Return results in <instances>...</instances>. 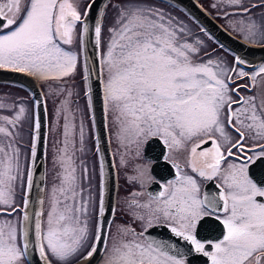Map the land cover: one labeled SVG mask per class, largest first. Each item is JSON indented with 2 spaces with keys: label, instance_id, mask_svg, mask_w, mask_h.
<instances>
[{
  "label": "snow or ice",
  "instance_id": "6c2138e0",
  "mask_svg": "<svg viewBox=\"0 0 264 264\" xmlns=\"http://www.w3.org/2000/svg\"><path fill=\"white\" fill-rule=\"evenodd\" d=\"M227 3L241 5L242 13L250 11L242 6V0H227ZM21 5L22 0H0V69L27 71L42 80L58 79L74 72L77 55L66 51L61 43H73L76 25L82 19L79 4L73 0H24L23 8ZM93 6L94 0L85 10V16ZM240 23V30L248 36H264V20L258 24L249 17L247 23L244 20ZM88 31V25L84 24L81 43L82 35ZM110 31L113 36L103 61L107 73L103 85L104 105L106 109L111 105L117 114L118 138L122 143H134L137 155L139 146L151 137H159L168 149H182L199 139L190 148V167L201 177L219 176L223 189L218 196L201 197L197 180L174 163L175 180L165 184L158 194H150L145 203L130 201L133 209L147 210L146 215L134 212L137 219L150 227L153 220L159 221L162 216L171 233L189 243L190 251L208 257L211 264H264V181H255L249 175L251 167L264 163V144L246 150L245 132L241 130L246 129L253 140L264 139V105L258 110L254 98L233 100L229 92L236 90H230L228 84L232 77L225 75L228 71L239 77L248 74L242 68L239 72L236 68L226 69L211 59L195 62L192 54L199 49L182 40L180 34L185 30L178 31L172 19L166 18L161 10L122 8L117 27ZM101 32L102 25L97 22L94 28L97 44ZM235 60L237 64L244 63L240 57ZM259 71L264 73V66ZM40 103L37 100L35 106ZM233 104L238 107L234 109ZM25 113L21 105L13 117L4 116L0 120L15 127ZM225 124L239 134V140L231 142ZM40 128L41 122L36 116L32 158L37 155ZM216 133L223 143L215 138ZM0 134L13 135L3 125H0ZM62 135L63 147L59 151L64 171L56 191L63 200H53L46 222L41 220L42 212L35 213L34 221L35 247L47 264H52L49 255L56 258V264H71L73 258L79 257L89 261L97 253L98 245L105 242L102 222L97 221L94 230L89 229L90 200L78 199L83 189H78L73 154L69 152L77 135L83 151V123L77 132V125L66 112ZM209 141L210 148L197 151ZM7 149L0 144V206H4L0 207V213L11 216L18 208L14 196L21 174L19 148L9 143ZM233 149L238 152L234 153ZM96 151H100L98 146ZM249 151L253 155H248ZM233 156L235 160L222 169V163ZM163 159L167 161L169 156L164 155ZM121 163L125 161L122 159ZM87 171L85 168V176ZM136 172L129 179L143 185L146 169L137 166ZM99 175L98 215L102 217L105 212L102 159ZM32 182L29 170V190ZM28 205L26 195L24 207ZM213 215L225 228L222 239L215 242L198 239L199 225L205 217ZM29 221L27 211L16 222L0 221V264H21L30 247ZM142 237L143 232L121 229V238L106 249L104 264H185L183 254L171 251L175 249L174 244Z\"/></svg>",
  "mask_w": 264,
  "mask_h": 264
},
{
  "label": "flooded vegetation",
  "instance_id": "af4514ba",
  "mask_svg": "<svg viewBox=\"0 0 264 264\" xmlns=\"http://www.w3.org/2000/svg\"><path fill=\"white\" fill-rule=\"evenodd\" d=\"M91 0H73L74 3H78L80 6V11L82 19L77 23L73 43L63 44L61 46L67 51L72 50L75 52L79 58L83 61V42L81 43V34L83 33V23H84V12L87 9ZM112 0H107L104 5V12L106 10V5ZM204 11H206L212 19L221 24L224 28L229 30L231 33L244 40L247 43L254 45H263L264 36L257 34L255 37H250L247 35L246 31H241V20L247 23L248 18L251 17L258 24L264 20V0H242V6L248 7L250 9L249 13L245 14L239 11L241 5H230L227 0H195ZM130 2L139 3V6H130ZM24 0H22L23 8ZM149 3V5H148ZM215 5V6H214ZM252 5H256L252 7ZM149 6V7H147ZM141 7V8H151L153 11L161 10L166 18H171L174 25H176L177 30L183 28L185 31L181 33L183 41H187L194 45V26L197 25L206 33L209 41L215 43L217 48L224 50L228 53L229 58L233 61L232 68H236L237 72L242 68L248 75L244 77H239L236 73L228 71L225 73L226 76H231V81L228 82L230 90L229 94L233 100H240L241 97L245 99L254 98V103L258 110H261V106L264 105V92H260V83L264 81V73L259 71L260 66H264V57L258 61H251L245 56L238 55L236 52L230 50L224 46L217 38H215L204 25L196 18L194 13L180 4L177 0H126V8ZM227 13V15H226ZM23 14V13H22ZM83 41V35H82ZM75 50H78L77 52ZM193 55V54H192ZM235 57H240L244 63L237 64ZM194 58V57H193ZM103 61V58H102ZM230 68V69H232ZM12 69V68H9ZM84 72L83 64L80 67L76 66V71ZM27 72V71H26ZM82 76V79L84 77ZM255 75V80H253V75ZM84 80V79H83ZM41 84V83H40ZM20 83L9 79H0V114L2 115V109H12L14 108L18 99L16 95L18 89L20 88ZM24 88L25 85L22 84ZM31 92V91H30ZM234 109L238 105L233 104ZM116 112L109 105L107 109L108 127L110 132L111 146L113 147V141L122 146V159L125 163L120 167L116 164L117 175H118V190L116 196V206L112 219L109 223L107 233L104 235L105 242L98 245V251L93 255V261L91 264H104L106 259V249L110 248L115 241L121 238V229L128 228L134 229L136 233L143 232L144 237L155 240H160L167 242L169 244H174L175 249L171 251L173 254L180 255L183 254L185 264H211L210 259L205 257L201 253H196L195 251H190L189 243L185 242L183 239L176 237L171 233L167 222L161 216L159 221L153 220L152 226H147L146 222H142L137 219L135 213L146 215L147 210L144 209H133L130 207V201L133 199L138 200L141 203H145L150 199V194H158L163 190V186L169 181L175 180L176 178V168L173 166L174 163H178L183 173L193 176L197 180L200 188V195L203 197L205 194L218 196L219 192L222 191L221 178L219 176L208 179L207 177H201L197 172H193L190 167L189 152L192 144L198 143L199 139L191 141L186 147L182 149H168V147L160 140L159 137H151L147 142L139 146V155H137V146L134 143H129L124 141L123 143L118 138L112 139L111 128L112 126L118 128V122L116 120ZM1 121V120H0ZM235 123V120L233 121ZM239 126V125H238ZM225 128L228 131L231 142L239 140V134H237L234 129L225 124ZM245 132V149L253 148L254 145L264 144V139L253 140L251 134L244 128L241 129ZM215 138L221 140L219 133L215 134ZM211 147V142L204 144L197 151H201ZM227 145H225V148ZM113 150V148H112ZM256 152L259 148L255 149ZM234 153L238 150L233 149ZM226 154V152H225ZM164 155L169 156V160L165 161L163 159ZM248 155H253L251 151ZM235 160V156L228 157L225 162L222 163L221 168L227 167L229 162ZM116 163V162H115ZM100 164V163H99ZM137 166L141 169H146V176L143 185L139 181H134L129 179L137 174ZM87 168V174L85 176L84 169ZM100 165H78L76 169V176L78 182V189H83L80 193L79 198L89 199V210H88V222L90 231L94 230L97 221L102 222V217L98 215L99 206V175ZM250 177L255 181H264V163L257 164L255 167H251L249 171ZM47 180V176H46ZM46 192V190H45ZM46 194V193H45ZM138 194V195H133ZM24 198L22 202L24 203ZM59 200H63V196L60 194ZM50 203V204H49ZM53 200L50 197H44L43 204V218L42 221L45 222V216L51 209V204ZM18 205V204H17ZM19 206L17 208V213ZM20 210V209H19ZM22 211V209H21ZM23 213V211L21 212ZM2 214V213H0ZM19 215V214H18ZM222 215V214H221ZM3 220L2 215L0 216V221ZM146 229V231H145ZM225 233V228L223 224L216 220L215 215L210 217H205L204 220L198 227V239L202 241H217L222 239ZM218 238V239H217ZM210 250V249H207ZM86 255V250L84 252ZM49 259L52 264H56V258L49 255ZM84 262L82 257L73 258L71 264H81ZM21 264H30L27 256L22 259Z\"/></svg>",
  "mask_w": 264,
  "mask_h": 264
},
{
  "label": "rangeland",
  "instance_id": "374dc122",
  "mask_svg": "<svg viewBox=\"0 0 264 264\" xmlns=\"http://www.w3.org/2000/svg\"><path fill=\"white\" fill-rule=\"evenodd\" d=\"M129 4L131 7L140 5L139 3L134 2H130ZM105 8L106 10L104 12L103 9V15L101 19L102 32L100 38L103 61L113 36V33L110 31V29L117 27L119 10L126 8V0H112L109 3V6L106 5ZM194 45L199 49L197 53L193 54V60L195 62H207V60L211 59L226 69L232 68L233 61L231 58H229L228 53L217 48L215 43L210 42L203 29L197 25L194 26ZM67 51L73 52L70 49ZM75 51L77 52L78 50ZM103 61V75L105 80L107 73L105 71ZM82 64L85 71L84 56L83 61L81 58H79V56H77L76 66L80 67ZM83 74L84 72L81 73V71L79 72L77 70L76 72L74 71L71 74L58 79L50 78L42 80L36 77L39 83H41L40 85L44 91L49 111V138L47 146V180L45 195L47 197L49 196L51 200L58 199L60 197V193L56 190L60 186V178L64 171L60 165L61 153L59 149L63 147L61 142L63 140L62 132L64 115L66 112L70 115L72 122L77 125V132L81 122L83 123L84 128L83 151L80 150L81 144L79 142L78 135L74 137V145L69 147V152L73 154L75 168L77 169L78 165H100V155L99 152L96 151L98 144L91 104L89 106L90 96L88 94V83L87 80H85L86 71L83 77L84 80L82 79ZM19 86L20 88L16 94L18 96L17 102L15 104L16 106L11 110L3 108L2 115L0 114V117L7 116L11 118L15 115L21 105H23L26 109L25 115L21 118L19 123L15 125V127L4 124L2 120L0 121V125L8 127L13 134L12 137H7L3 134H0V144H2L6 150H8L7 145L9 143L12 144L13 148H19V168L21 176L17 181L14 201L15 205L19 206L20 210L18 209L19 213L16 212L11 216H8L4 213L0 214V216L2 215L3 217V220L11 219L13 222L21 219L23 215L21 212L24 209V203L21 204L19 202H22V199L25 197L27 192V172L30 170L31 164V143L32 137L34 135L33 123L35 118V103L33 94L30 92V90L22 89L24 88L22 84ZM260 87V92H264V81L263 83H260ZM69 93H71V95H69ZM117 134L118 128L112 126V139H116ZM112 145L114 160L116 162L115 164H118L121 167L123 156L122 146H119L114 141ZM50 206H52V204ZM46 220L47 214L45 216V222Z\"/></svg>",
  "mask_w": 264,
  "mask_h": 264
},
{
  "label": "water",
  "instance_id": "95a60500",
  "mask_svg": "<svg viewBox=\"0 0 264 264\" xmlns=\"http://www.w3.org/2000/svg\"><path fill=\"white\" fill-rule=\"evenodd\" d=\"M107 0H94V6L87 16H84V24L88 25L89 31L83 34V55L85 62V71L87 75L88 92L93 115L97 144L100 149V160L104 163L105 172V194L104 207L105 212L102 216L104 224V235L107 233L109 223L115 211L116 196L118 190V175L114 155L111 146V140L108 128L107 109L104 105V76L101 56V43L97 44L95 39L94 28L97 22L101 23L105 2ZM187 9H190L196 18L204 27L217 38L224 46L236 52L238 55L245 56L251 61H258L264 57V44L254 45L240 39L221 24L216 22L212 17L200 7L195 0H177ZM93 0L89 4H92ZM0 79H9L23 84L30 89L33 94L34 103L39 100L40 105L35 106V117L38 116L41 122L40 141L38 143L37 155L31 156L30 171L32 172V187H27V198L29 205L24 207L23 212L27 211L30 215V247L26 256L30 264H47L40 257L38 249L35 247L34 221L35 213H43V204L46 190V173H47V146L49 138V111L44 91L35 76L26 71H16L9 68L0 69ZM25 195V196H26ZM43 201V203H41ZM43 216L41 217L42 220ZM218 239V238H217ZM93 257L89 261L81 264H91Z\"/></svg>",
  "mask_w": 264,
  "mask_h": 264
},
{
  "label": "trees",
  "instance_id": "16d2710c",
  "mask_svg": "<svg viewBox=\"0 0 264 264\" xmlns=\"http://www.w3.org/2000/svg\"><path fill=\"white\" fill-rule=\"evenodd\" d=\"M97 153V152H96Z\"/></svg>",
  "mask_w": 264,
  "mask_h": 264
}]
</instances>
